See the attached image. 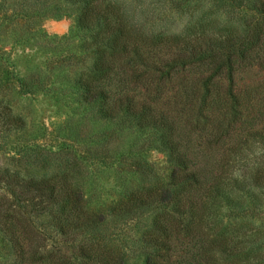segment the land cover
<instances>
[{"label": "trees", "instance_id": "1", "mask_svg": "<svg viewBox=\"0 0 264 264\" xmlns=\"http://www.w3.org/2000/svg\"><path fill=\"white\" fill-rule=\"evenodd\" d=\"M42 1L59 14H77L84 31V48L94 61L78 82L82 100L100 104L105 117L130 128L155 131L154 140L168 153V181L151 194L172 208L157 213L147 231L166 250V262L149 253L148 264H240L222 236L210 238L198 206L223 196L220 180L230 169L246 175V151L264 146V78L238 80L242 70L264 71V0H247L259 16L220 36L152 32L132 0L33 1L39 10ZM19 122L0 103V132L11 124L21 127ZM256 173L262 180L264 165ZM0 183L12 197L6 202L0 195V232L21 258L18 264H35L47 254V235L28 217L32 212L49 214L54 230L72 241L75 255L54 264H126L121 252L94 233L108 217L123 216V201L88 210L83 193L70 189L67 179L25 178L1 168ZM132 199L145 201L139 194Z\"/></svg>", "mask_w": 264, "mask_h": 264}, {"label": "rangeland", "instance_id": "2", "mask_svg": "<svg viewBox=\"0 0 264 264\" xmlns=\"http://www.w3.org/2000/svg\"><path fill=\"white\" fill-rule=\"evenodd\" d=\"M33 1L0 0V103L21 124L0 132V168L25 178L67 179L70 189L83 193L88 210H106L123 201L128 206L118 207L123 216L108 217L94 231L98 240L121 252L126 264H148L149 253L166 262V250L147 231L157 213L172 208L151 194L168 181L172 166L167 151L154 140L155 131L130 128L105 117L100 104L82 100L78 82L94 57L84 48L77 14L54 12L47 1L39 10ZM249 1L132 0L133 10L149 21L152 32L215 36L243 29L259 16ZM263 78L258 68L238 75L241 84ZM246 154L240 162L246 175L230 169L220 180L223 196L200 203L198 211L205 214L202 225H208L210 238L222 236L240 264H264V178L258 180L256 173L264 165V146L255 144ZM136 194L145 201H134ZM0 195L6 202L12 199L2 183ZM28 217L47 235L46 257L35 264L75 255L70 237L54 230L49 214ZM16 255L0 232V264L20 263Z\"/></svg>", "mask_w": 264, "mask_h": 264}]
</instances>
